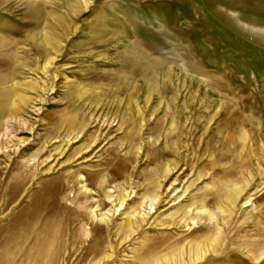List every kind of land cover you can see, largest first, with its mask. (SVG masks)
<instances>
[{
  "label": "rangeland",
  "instance_id": "374dc122",
  "mask_svg": "<svg viewBox=\"0 0 264 264\" xmlns=\"http://www.w3.org/2000/svg\"><path fill=\"white\" fill-rule=\"evenodd\" d=\"M0 264H264V0H0Z\"/></svg>",
  "mask_w": 264,
  "mask_h": 264
}]
</instances>
